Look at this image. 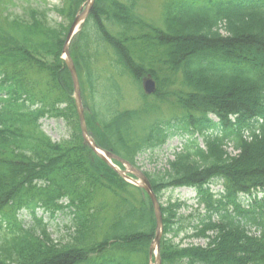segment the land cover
Masks as SVG:
<instances>
[{"label": "trees", "instance_id": "obj_1", "mask_svg": "<svg viewBox=\"0 0 264 264\" xmlns=\"http://www.w3.org/2000/svg\"><path fill=\"white\" fill-rule=\"evenodd\" d=\"M84 1H62L56 11L66 28L48 26L44 11H32L19 37L0 38V221L6 222L0 264H147L151 207L81 144L71 83L60 60L65 32ZM135 6L136 0H96L71 44L89 102L87 126L98 145L132 162L159 149L175 129L191 137L205 134L194 112H214L223 120L238 115V131L226 128L236 136L230 140L236 156L225 152L222 141L208 140L203 150L189 139L166 169L147 174L155 193L225 179V194L207 202L209 211L221 212L218 221L197 216L184 227L176 221L184 219L178 204L162 208L170 238L162 240L160 257L162 264H264V197L248 209L238 202L240 192L264 194V0H168L160 28L141 19ZM101 45L112 69L102 83L95 51ZM145 74L157 82V102L180 109L181 118L135 127L154 104L142 95L139 107L121 108L117 77L138 82ZM174 81L178 88L165 93ZM44 117L62 119L69 140L52 143L43 136ZM253 117L263 123L248 125ZM244 128L249 140L240 133ZM62 199L68 204L59 205ZM38 207L51 213L68 209L69 242L53 244L41 220L35 221L38 234L20 228L16 212L33 214ZM192 237L207 240V246H181Z\"/></svg>", "mask_w": 264, "mask_h": 264}, {"label": "rangeland", "instance_id": "obj_2", "mask_svg": "<svg viewBox=\"0 0 264 264\" xmlns=\"http://www.w3.org/2000/svg\"><path fill=\"white\" fill-rule=\"evenodd\" d=\"M63 0H0V29L4 31H8L10 33H15L16 29L19 26H15L13 22L20 20L21 18L26 19L28 13L32 10H43L47 9L49 12L47 13L48 24L51 27H56L59 24L66 26L68 24L67 20L58 15L53 8H61ZM165 0H138V8L143 17L152 21L156 24L159 23L160 19V10L162 4ZM82 6V4L80 5ZM56 8V9H57ZM26 14V15H25ZM96 51H103V47H96ZM100 63L99 68L102 72L103 78L108 74H111L110 66L108 61V57L104 56L99 52ZM35 77V76H34ZM124 86V90L126 95L124 96L125 106L126 108H133L136 105V89L133 85V89L130 91L125 81H121ZM177 87V83L174 85ZM175 87H169V91H172ZM140 95V93H139ZM139 99V98H138ZM155 101V100H154ZM156 105L158 109H155L149 117H144L142 121L137 123L135 126L141 128L145 127L146 121L150 118H154L155 113L157 116H162V118H170L167 110L169 109L168 103H160L157 102ZM42 130L47 136H49L54 141H60L62 139H66L68 136L67 129L64 124L60 121L55 120H43L41 124ZM179 139L174 138L170 140L162 149L158 150L155 155L152 157H148V154H142L138 156L136 163L144 172L146 173H155L158 170H162L166 168V162L172 160V153L179 146ZM165 196L170 195V193H165ZM172 195V198H180V200H186L187 203H192L189 199L191 198V193H189L186 189L176 190ZM37 217H42L45 223H48V232L51 238L55 241H63L66 239L67 230L64 228V225L67 223V218L60 214H57L55 219L51 221L47 216L42 215L39 211L37 213ZM24 226H29L32 224L30 217L26 214H22L20 216ZM253 230V228H251ZM2 234V230H0V235ZM192 244L194 245H205L204 240H192Z\"/></svg>", "mask_w": 264, "mask_h": 264}, {"label": "water", "instance_id": "obj_3", "mask_svg": "<svg viewBox=\"0 0 264 264\" xmlns=\"http://www.w3.org/2000/svg\"><path fill=\"white\" fill-rule=\"evenodd\" d=\"M93 2H94V0H88L86 8L83 10V12H81V14L76 16V18L74 19V21L71 24V27H70V29L68 31V34H67V37H66V41H65V44H64V47H63V52H64L65 57H66V60H65L66 68L68 69V72L70 74V78H71V81H72V87H73V92H74V97H75V107H76L77 115H78L79 122H80V129H81L82 138L90 146L91 149H93L95 147V145L91 141V139L89 138L88 133H87L86 128H85L84 116H83V108H82L81 99H80L79 82H78V78H77V75H76V71H75L73 62H72V60H71V58L69 56V53H68V44H69V41H70L72 35L75 33L76 28L78 27V25L80 23H82V21L84 20V18L87 15V13L89 12ZM145 90L148 93L153 91V84L150 81L146 82ZM105 155L107 157H109V158H113V159L119 161L118 158H116L113 155H109L106 152H105ZM133 172H134L133 173L134 176L137 177L138 180H139L136 184L139 187H141L147 193V195L149 196V198L151 200L152 206H153L154 215H155V222H156L155 243H156V247H157V250H158L159 240H160V236H161V216H160L159 207L157 205V202H156V200L154 198V195L152 193L150 184L148 183L147 179L141 173L136 172V171H133ZM119 174L123 177L122 173L119 172ZM154 264H160L158 257L155 259Z\"/></svg>", "mask_w": 264, "mask_h": 264}]
</instances>
